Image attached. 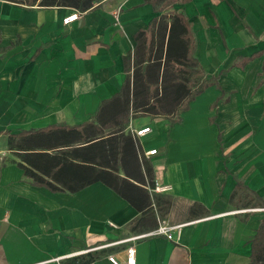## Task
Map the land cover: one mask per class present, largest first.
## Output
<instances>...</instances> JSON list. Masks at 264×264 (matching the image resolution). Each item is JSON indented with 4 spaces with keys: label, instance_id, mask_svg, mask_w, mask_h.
Returning a JSON list of instances; mask_svg holds the SVG:
<instances>
[{
    "label": "crops",
    "instance_id": "1",
    "mask_svg": "<svg viewBox=\"0 0 264 264\" xmlns=\"http://www.w3.org/2000/svg\"><path fill=\"white\" fill-rule=\"evenodd\" d=\"M146 1L96 0L80 12L0 0V264H111L110 256L125 264L130 246L137 264H250L264 219V0H190L164 11ZM76 12L80 19L65 25ZM175 13L191 23L195 56L218 86L197 96L180 123L140 117L124 129L154 182L173 190H149L152 208L142 215L103 182L77 192L35 185L27 170L54 180L43 171H58L51 159L65 153H73L69 167L56 179L80 183L104 170L100 153L88 159L89 143L68 128L92 139L119 129L102 109L126 82L125 58L140 31ZM118 175L126 178L121 168ZM161 225L183 226L179 242L113 245Z\"/></svg>",
    "mask_w": 264,
    "mask_h": 264
},
{
    "label": "trees",
    "instance_id": "2",
    "mask_svg": "<svg viewBox=\"0 0 264 264\" xmlns=\"http://www.w3.org/2000/svg\"><path fill=\"white\" fill-rule=\"evenodd\" d=\"M34 7L39 2L40 7H71L80 12H85L94 7L96 0H5ZM190 0H147L156 7L161 5V11L168 10L177 2H189ZM136 48L125 58L127 79L120 94L116 95L107 105L112 110V122L119 126L106 137L99 133L97 138L84 137L79 128H68L71 132L81 134V142L89 143L86 148V156L100 153V162L104 170H98L92 177L83 182L59 180V174L67 169L69 160L65 157H53L56 172H46L44 175L53 177L54 180H46L32 170H27L34 184L46 187L52 192L64 190L77 192L97 182H103L113 189L122 198L126 199L142 215L151 211L152 197L149 190L154 188L153 170L147 166L144 156L140 154V146L132 135H126L124 129L131 120L140 117L152 119L164 118L171 125L181 122L180 114L189 110L190 103L201 95L208 87L218 86V78L208 79L204 70L195 56L196 38L192 31V25L188 18L179 13L171 16L164 15L154 20L147 30L140 31L136 36ZM262 53L246 58L243 64L250 62ZM222 98L219 99L221 101ZM110 106V107H109ZM56 126L51 129L57 130ZM48 130V131H49ZM41 134V132H37ZM66 134V133H65ZM73 139L75 133H68ZM77 134V135H79ZM57 138V133H54ZM76 135V134H75ZM58 139V138H57ZM77 139H79L77 137ZM97 142L94 143V141ZM71 141H68L69 143ZM35 142H40L39 139ZM38 146V144H37ZM39 147H42L39 144ZM43 155L37 154L34 159V167L42 169L40 159ZM142 159V160H141ZM38 160V161H37ZM30 161V159H29ZM118 164L120 166L118 167ZM68 166V167H67ZM121 170L126 178L118 175ZM109 169V170H105ZM91 176L93 168L85 170ZM46 173V174H45ZM56 179V180H55ZM133 180L134 182H132ZM264 205V204H263ZM142 222L139 220L135 226ZM252 254L250 264H264V219L252 240ZM89 262V261H86Z\"/></svg>",
    "mask_w": 264,
    "mask_h": 264
},
{
    "label": "built area",
    "instance_id": "3",
    "mask_svg": "<svg viewBox=\"0 0 264 264\" xmlns=\"http://www.w3.org/2000/svg\"><path fill=\"white\" fill-rule=\"evenodd\" d=\"M81 17V14L76 12L74 13L73 15L67 17L65 20H64V24L65 25H70L71 23L75 22V21H78ZM151 132V129L150 128H146V129H143V130H137L134 132V136L136 138H142V137H145L147 134H149ZM148 156H156L158 155V150L155 149V150H151L150 152L147 153ZM154 188L151 190V192H156V193H169L173 190V186L172 185H169V184H166V185H161L157 182H154ZM112 225V224H111ZM182 227L183 226H167V225H161L159 226V228L149 234H146V235H142V236H137V237H133L129 240H125V241H122V242H117V243H114L113 245H116V244H122V243H130V242H133V241H137V240H140V239H144V238H148V237H155V236H158V237H165L167 238L168 240L170 241H177L179 242L180 238H181V232H182ZM176 232V236H174V233ZM126 254H127V258H126V262L125 264H137V260H136V254H137V250L134 246H130L127 251H126ZM109 262L111 264H121L114 256H110L109 257Z\"/></svg>",
    "mask_w": 264,
    "mask_h": 264
},
{
    "label": "rangeland",
    "instance_id": "4",
    "mask_svg": "<svg viewBox=\"0 0 264 264\" xmlns=\"http://www.w3.org/2000/svg\"><path fill=\"white\" fill-rule=\"evenodd\" d=\"M158 124V123H157ZM156 124L153 123V126H155Z\"/></svg>",
    "mask_w": 264,
    "mask_h": 264
}]
</instances>
